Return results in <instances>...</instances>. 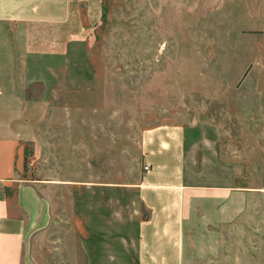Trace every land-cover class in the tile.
<instances>
[{"label": "rangeland", "instance_id": "1", "mask_svg": "<svg viewBox=\"0 0 264 264\" xmlns=\"http://www.w3.org/2000/svg\"><path fill=\"white\" fill-rule=\"evenodd\" d=\"M97 2V19L84 22L82 10L60 55L26 54L15 31L13 62L0 66L14 87L6 108L22 177L53 184L51 224L23 264H138L141 140L153 127L185 129L188 184L232 178L212 163L228 156L213 150L222 135L252 159L232 171L237 183L264 188V154L248 133L264 135V0ZM228 205L220 218L209 206L188 219L185 264H264V191Z\"/></svg>", "mask_w": 264, "mask_h": 264}, {"label": "crops", "instance_id": "2", "mask_svg": "<svg viewBox=\"0 0 264 264\" xmlns=\"http://www.w3.org/2000/svg\"><path fill=\"white\" fill-rule=\"evenodd\" d=\"M97 1L0 0V66L10 58L13 62L15 31L18 33L16 39L28 55L58 56L63 53L68 43L76 38L78 22L83 24L78 21V14L85 10L86 23L97 19L100 8ZM13 89L0 82V264H23L28 241L48 229L53 218L46 196V189L53 184L22 177L26 155L14 123L17 122L15 115L6 108L12 103L10 91ZM250 132L252 145L260 146L258 150L264 154V135ZM219 137L213 141V150L217 145L224 146L228 156L219 152L223 160L219 158L212 163L221 170H228L227 175L232 178L224 184L221 183L224 180L218 183L208 179L212 182L193 186L186 182L185 129L163 125L143 134L142 160L148 170L137 187L148 217L139 226L138 264H185V227L194 213L203 215L205 208L211 206L217 214L214 213V217L220 218L222 204H229V208L233 199H246L253 190L264 191L248 178H244L242 184L237 183L232 171L237 166L248 167L252 159L242 162L244 157L240 153L243 151L232 148L231 143L225 145L231 138ZM233 161H236L235 167L231 165ZM219 162L226 164L223 169Z\"/></svg>", "mask_w": 264, "mask_h": 264}, {"label": "built area", "instance_id": "3", "mask_svg": "<svg viewBox=\"0 0 264 264\" xmlns=\"http://www.w3.org/2000/svg\"><path fill=\"white\" fill-rule=\"evenodd\" d=\"M145 170H148V167H144Z\"/></svg>", "mask_w": 264, "mask_h": 264}]
</instances>
